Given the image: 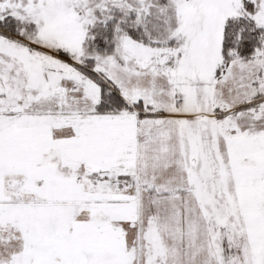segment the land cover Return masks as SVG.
I'll list each match as a JSON object with an SVG mask.
<instances>
[{"label": "snow or ice", "instance_id": "snow-or-ice-1", "mask_svg": "<svg viewBox=\"0 0 264 264\" xmlns=\"http://www.w3.org/2000/svg\"><path fill=\"white\" fill-rule=\"evenodd\" d=\"M0 264H264V0H0Z\"/></svg>", "mask_w": 264, "mask_h": 264}]
</instances>
